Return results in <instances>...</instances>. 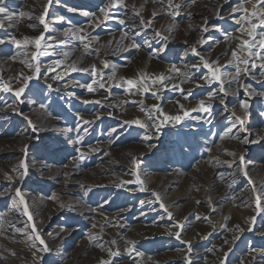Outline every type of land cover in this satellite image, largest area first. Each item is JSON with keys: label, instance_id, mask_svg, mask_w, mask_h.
<instances>
[{"label": "rangeland", "instance_id": "obj_1", "mask_svg": "<svg viewBox=\"0 0 264 264\" xmlns=\"http://www.w3.org/2000/svg\"><path fill=\"white\" fill-rule=\"evenodd\" d=\"M37 1L41 6L47 3V0H7L9 14L28 13L29 4ZM103 2L104 0H53L49 8L48 18L51 21L49 33L59 38L57 42L67 41V44L57 46L58 50L63 51L77 42L75 37L70 39L62 34V30L68 25L57 23L54 18L64 16L71 19L73 24L86 26L90 18L80 15L79 12H70L68 9L76 8L81 11L96 12L99 15L97 9ZM212 2L213 5H210ZM236 2L237 0H230V4H224L223 0H196L195 4L189 5L187 11L177 17L178 23L173 22L170 17H157L156 22L159 23V28L164 26L174 28L169 36L167 50L160 53L159 58L149 56V52L163 44V41L157 38L152 41V48L142 46L139 51L128 50L122 56L115 49L112 53L105 54L103 60L106 59L109 62V69L119 73L117 80L112 84L119 82L121 77L137 78L140 73L156 74L157 66L162 64L166 67L175 64L181 70L183 69L182 72L189 71L185 67L186 64L199 63L198 58L191 54L190 45L200 38L199 27L204 24V17H207L208 26L212 30L203 33L208 42L198 46V51L212 60L220 57V63L226 64L231 59V48L235 47V42L226 40L224 33L216 31L215 26L226 28L232 35H239V33L234 31L236 26L232 21L218 20L214 13L218 4L223 5L218 10L226 18L230 5L234 6ZM126 4L127 7L123 11L128 14L132 12L134 4L129 0H126ZM205 6L210 7V12L205 13ZM41 10L39 8L36 14H39ZM187 12L191 15H187ZM121 17L123 16L119 15L118 18ZM118 18L109 20L92 31L93 36L99 35L100 38L101 44L93 43L94 45L91 46L93 49H99V54L105 52L99 48L102 43L113 41L123 31H128L130 39L134 36L136 42L142 45L145 39H151L147 36L151 33V29L136 35L139 30L131 18L128 16L125 18L127 21L125 25H120ZM27 22L25 26L34 24L39 30L32 27L24 31L17 22L0 30V37L7 38L8 35H15L17 39L23 40L24 37L31 38L40 34L42 26L39 25L38 20H29L26 24ZM5 23L7 24V21ZM155 27L157 28V25ZM192 36L195 39H190ZM130 39L123 43H130ZM29 50H32V46H29ZM185 51H188L187 56L183 55ZM15 52V46L10 42L0 45V59L12 60L11 56ZM89 55L92 56V54ZM20 58L24 59L22 55L17 56V59ZM39 59L41 67L50 60H55L54 55ZM228 71L234 72V68L229 66ZM201 72L206 73V70L201 69ZM201 72L196 73L197 80ZM13 73L10 68H6L0 71V78L3 82L12 81V87L15 89L20 85L15 82L18 74L14 76ZM68 79L70 82L67 87L62 86L63 82H60V86L51 84V88H48L50 83L43 74L39 79L34 78L29 81L28 88L21 97L24 100V103L20 105V112L23 115L4 108L3 102L11 103L14 100V93L0 91V108H4L0 111V193H2L0 194V222L5 229L0 232V264H32L33 261L30 242L25 236L15 234L12 227L15 225V228H24L27 223V218L21 214V209L11 204L10 197L16 188H19L24 195L37 230L41 232L52 249L50 253H42L49 264H98L100 257L107 258L105 252L89 241L90 234L94 237H102L105 248L110 246L107 242L111 240H116L117 245L124 249L129 246L127 241H134L136 249H140L144 254L143 257L137 258L140 264H155V262L156 264H184L182 248L185 243L177 240L173 235H168L176 231L173 227L176 222L183 225L182 241H186L187 233L195 232L201 236L199 243L210 248L214 239H220L221 234L227 237L228 243L223 248L225 251L227 249L229 254L226 264H245L253 249L264 251V213L256 215L254 212L255 195L261 196L262 205H264V115H261L264 112V97L251 98L249 115L246 117V127L251 134L248 138L250 141L255 140L254 143L243 145L239 140L229 137L219 139V136L230 126L231 117L228 112L223 111V106L218 101L213 102L212 111L213 113L221 112V114L209 118L206 114L200 113L201 119L185 118L181 121L182 123H171L164 127L162 131L167 130L164 135L147 140L145 135H149V132L146 129L124 122L138 118L145 123L148 118L147 110L153 104H160L164 112L166 110L169 112L173 108L179 110L177 101L179 104H184L186 108L194 107L201 99L207 102L209 90L207 86L196 87L195 84L189 83L191 87L188 85L185 87V91L193 92L189 100H185L179 92L164 90L159 101L150 94H132L135 90H126V86H113L111 97L108 98L110 105L101 106V110L106 111L103 114L98 113V108L89 111L93 103L83 104L82 101H94L91 97L92 93L76 87L77 83H90L92 78L85 73H72ZM261 79L264 80V78ZM243 82L250 83L257 91L264 90L255 81ZM93 86L96 87V85ZM105 87L108 88L109 85L106 84ZM98 92H105V90ZM136 95L144 96L136 99ZM241 95L243 96L242 92ZM133 101L135 103H132ZM41 104L46 105L50 113L57 114L63 119L61 125L68 129L67 133L55 136L51 129L37 120L43 110L40 107ZM228 105L229 108L235 107L239 114L238 102L232 96L228 97ZM110 108L113 109L110 111ZM82 112L95 116L89 119L93 123L87 126V134L79 130L80 117L77 114ZM153 115H155L154 112ZM192 116H197V113H192ZM226 116L229 117L227 120ZM25 117L32 120L37 126V131L33 132ZM209 119L211 122H206ZM113 128L117 131L111 132ZM69 129L76 130L69 131ZM232 134H238L240 137L246 135L244 132H237L236 129H233ZM78 135H84L82 143L76 142ZM149 143L155 147L148 150V153L144 146H148ZM178 145L183 146L182 151L178 150ZM25 148L27 157H25ZM208 148H211V152L207 151ZM227 151L235 152L237 155L243 154L247 177L235 165L228 168L224 164L215 162L214 158H219L221 161L233 160V157L226 154ZM80 152L85 153L83 160L79 159ZM25 158L29 162L28 175L22 180L9 181L7 177H16L17 173L14 169H17ZM134 158L139 159V169H134L132 164ZM77 167L80 171L74 173ZM57 170H61V178L68 181L65 185L56 183V179L52 178L51 173ZM133 171H139L146 191H140V186L135 183L129 184L128 189L125 190L110 187L113 184L135 180ZM221 173L224 174L223 179L220 178ZM156 182L162 184L163 191L159 195L161 201L168 205L167 208L170 207L168 210L173 214L171 220L160 208V202L154 201L153 207L147 208L150 202L147 198L153 192L151 187ZM69 187L82 188V190L69 191ZM87 189L91 190L88 191L87 196H84L83 193ZM51 196H56V199H50ZM209 197H211L210 200ZM40 201L46 206L41 207V210L38 209L42 205L39 204ZM47 203H49L48 206ZM61 204L65 207L61 208ZM85 209L88 211H84ZM109 214H121L119 216L121 218L117 222H104L105 216ZM253 215H256V221L251 226L252 230L249 231V218ZM112 224H117L119 227H113ZM236 225L245 230L239 232L236 230ZM217 228L221 229V232ZM118 231L119 234L121 233L120 236L115 235ZM159 231L161 234L158 233ZM166 231L170 232L166 234ZM140 232L144 237L142 235L137 237L141 234ZM149 233L159 235L154 236ZM206 233L211 235L210 240L203 238L208 236ZM234 237L238 238L234 239ZM117 245H112L113 249ZM19 249L25 250V253L22 254ZM211 254L213 253L208 251L202 257L193 258V264H209L213 261ZM126 260L128 261L129 258L124 255L121 262ZM262 260L256 264H264V258ZM216 262L213 261L211 264H220L219 261Z\"/></svg>", "mask_w": 264, "mask_h": 264}, {"label": "snow or ice", "instance_id": "obj_2", "mask_svg": "<svg viewBox=\"0 0 264 264\" xmlns=\"http://www.w3.org/2000/svg\"><path fill=\"white\" fill-rule=\"evenodd\" d=\"M148 0H144V4L140 6L139 10H136V6L133 5V13L131 19L136 23L137 29L139 31L136 32V35L141 34L148 29H151L153 32V38L159 39L163 41L161 47L154 49V51L149 52L150 57L159 58L160 53L164 52L168 48L169 35L164 34L160 30H157L153 27V24L158 16L165 15L171 18L173 22H177V17H180L182 13L186 12L189 5L195 4L196 0H152L154 5L151 17L145 18L143 15V11L145 10L144 5L147 4ZM224 4H230V0H223ZM53 0H47V3L41 6V11L39 14L34 13H24V12H12L9 14V9L7 7V0H0V30L6 29L7 26L15 24L18 22L20 18L26 17L28 20L36 19L39 22V25L42 26V31L39 35L35 37H24L23 40L17 39L15 35H8L7 38L0 37V45H4L6 43H11L15 46L16 52L11 56L12 60H16L17 56H23L24 59H21V63H25L27 61V67L32 71L33 74L25 75L24 73L18 74L15 78V82L19 83L18 88L12 87V81L3 82L2 78H0V91L5 93H14V100L9 102H3L4 108L11 109L13 112L23 115L20 112V105L24 103V100L21 99L23 96L25 89L28 88L29 81H32L34 78H40V57L44 56H53L56 55L55 48L59 45L67 44V41H59L53 43L55 41V37L48 35L50 31V23L49 20V8L52 6ZM127 7L126 0H104L102 6H99L96 12L90 11H81L76 8H69L68 11L77 13L84 17H88L89 22L86 26H81L78 24H73L71 19L67 17H55L54 20L57 23L68 25L67 28L62 30V34L67 35L70 39L75 37L78 42V45H82L85 54L99 55V49H93L91 45L93 43L99 44V35L93 36L92 31L96 28L101 27L107 21L112 20L114 18L119 17V13ZM223 5L218 4L217 10L215 11V15L218 20L227 19L232 21L236 26L234 31L239 33V35H232L228 32L226 28L221 26H215L216 31H221L225 35L226 40H231L235 42V47L231 48V59L226 64L220 63V57L215 60L205 57L198 51V46H203L208 42L203 33H207L212 29L209 28L207 23V17H204V24L199 27V31L201 32V36L196 42L190 45V52L193 56L197 57L199 63L185 65L189 71H181L175 64H173L168 70L169 73H175L181 77L180 82L173 83L175 77L172 75H166L165 73L152 74L149 75L147 73H140L137 78H124L121 77L119 82L112 84L113 81L117 80L116 71L113 69L111 74L105 79V69H109V62L105 59L101 62V67L98 68L96 64H92L90 67H82L79 65L77 61H72L68 63L69 60V52H62L61 55L63 59H56L52 62V65L46 68L47 73L55 72L56 74L50 76L49 78L55 81L63 82L62 86L67 87L70 82L68 77L71 76L72 73H85L92 78L90 83H77L76 87H80L85 89L88 93L95 94L99 90H105L106 93L111 94V87H125L126 90L134 89L135 92L132 94H150L154 99L159 101L161 99V92L163 90L179 92L185 100H189L190 97L193 96L192 90H187L183 88L185 83H193L196 87H204L205 85L209 89L207 92L208 100L207 102L203 99L199 100L198 103L191 108H186L184 104H179V112L180 114L169 115L164 112V109L160 106V104H153L148 111V123L142 122L140 119L136 118L132 121H125L126 124H136L139 125L140 128L146 129L151 135H145V139L151 140L153 137L158 138L162 132V129L166 127L168 124H179L185 118L191 119H201L199 116L200 113L206 114L209 118H213L215 115L221 114V112L213 113L212 109L214 107L213 102L218 101L220 105L223 106V111L229 113L231 117L230 126L226 128L222 135L219 136V139L223 140L225 137H229L230 139L239 140V142L243 145H247L249 143L256 142L255 140H249L248 129L246 127V117L249 115V107L250 100L255 96L264 97V90L257 91L252 88L250 83H244L245 80L255 81L257 84H260L262 89H264V0H237L234 6L230 5L229 14L225 18L221 15L218 9L222 8ZM187 15H191L190 12H187ZM7 21V24L5 23ZM118 23L120 25H125L127 21L124 18H118ZM37 25L30 24L29 27L35 28ZM91 30V31H90ZM168 32L174 31L173 27H169L167 29ZM47 37V38H46ZM130 39V33L128 31H123L121 33V41L118 45L117 50L120 48L126 47L128 50L135 49L139 51L142 46H147L148 48H152V39H145L143 41V45L137 43L134 36L131 37L130 43L128 45H124L123 41ZM110 43V42H109ZM29 46H32V50H29ZM184 56L188 55V51L183 53ZM229 66L234 68V72L228 71ZM195 69V71H191ZM201 69L206 70V73L201 72ZM201 72L199 76V80L196 78V73ZM99 78V79H98ZM108 84L109 87L106 88L105 85ZM93 85H96L94 87ZM227 85V86H226ZM215 86V88H213ZM52 85L49 84L48 88H51ZM153 87L156 88L153 91ZM243 93V96L241 95ZM73 95H75L73 93ZM232 96L237 102L239 107V114L235 107L229 108L228 105V97ZM83 104H100L101 101L96 100H83ZM132 103H135L134 101ZM143 103L142 101L140 102ZM41 108L47 110V106L44 104L40 105ZM4 108H0V111L4 110ZM142 111H145L144 108H141ZM153 112L155 115H153ZM192 113H197V116H192ZM51 115L50 112L47 113ZM264 115V112L261 113ZM59 118V117H57ZM99 118V117H97ZM229 117L226 116L227 120ZM28 125L31 127L33 132L37 131V126L33 124L31 119L25 117ZM208 123L211 122V119L206 121ZM93 121L85 120L82 117L80 118V128L79 130L87 134L88 128L83 127L84 125H90ZM233 129H236L237 132H244L246 135L244 137H240L238 134H232ZM76 129H69V131H75ZM115 128L111 129V132H116ZM231 134V135H230ZM84 141V135H78L76 137L77 143H82ZM149 148L155 147V145L149 143ZM178 150L182 151L183 146L178 145ZM95 151V149H91ZM208 152H211V148L207 149ZM25 157H27V149H24ZM226 154L228 156L233 157V160H219V158H214L216 163L224 164L228 168H232L233 165L238 168L241 173L247 177L248 172L244 167V156L243 154L237 155V153L232 151H227ZM85 158V153L80 152L79 159L83 160ZM132 164L134 169H139V159L134 158L132 160ZM29 170V162L25 158L21 161L19 167L14 169L17 173L16 177L8 176V180L14 182L15 179H23L28 175ZM132 175L135 176V180L124 181L123 184H137L139 185L140 191H146L144 186V181L140 178L139 171H133ZM220 178H224V174H219ZM91 189L85 190L83 193L84 196H87L88 191ZM253 191L255 192V186L253 185ZM2 194V193H0ZM155 200L160 202V208L167 213L168 218L173 219V214L168 211L167 206L161 201V197L159 193H153ZM50 199H56L55 196L49 197ZM211 197H209V200ZM11 204L13 207H19L21 209V214L26 216L27 223H25L24 228H15V225H12L14 228L15 234L23 235L30 242L29 247L32 251L33 261L32 264H49V262L45 261V257L43 254L50 253L52 249L49 247L48 243L45 241L41 232L37 230L36 223L33 221V216L29 211L28 202L26 201L24 195L21 193L19 188H16L14 194L10 197ZM255 207L254 212L256 215H260L264 213V205H262L261 196L259 194L255 195ZM143 203V201H141ZM200 203V201H197ZM61 207H65V205L61 204ZM213 211L215 209L213 208ZM256 215H253L249 218V228L248 230H252V225L255 224ZM30 223V228H29ZM113 227H119L117 224H112ZM95 227V225H93ZM177 231L170 232L169 235L175 236L177 240H181L182 243L187 245V253L188 255L185 257L184 264H193V260L191 259L192 253V243L191 241H182L181 231L183 229V225L179 222H176L173 225ZM227 228V225H225ZM24 229H28L25 231ZM4 225L0 222V232L4 231ZM236 230L239 232H243L245 229L241 228L239 225H236ZM50 235V233L48 234ZM59 235V234H57ZM205 239L207 237H204ZM238 237H234L237 239ZM89 241L93 242L97 248L106 253V257H100L98 260V264H121V261L126 255L129 259L133 261V264H140L137 260L138 257H143V253L138 251L135 247L134 241H127L126 243L129 245L123 251L117 245L116 240H111L109 243V247L105 248L102 237H94L91 234L88 236ZM225 243H228L225 241ZM112 245H117L115 249H113ZM231 250V249H230ZM207 251L211 252L213 249L209 248ZM253 251H256L253 249ZM15 255V253H13ZM227 260V253H225L224 257L220 260V264H225Z\"/></svg>", "mask_w": 264, "mask_h": 264}, {"label": "bare ground", "instance_id": "obj_3", "mask_svg": "<svg viewBox=\"0 0 264 264\" xmlns=\"http://www.w3.org/2000/svg\"><path fill=\"white\" fill-rule=\"evenodd\" d=\"M132 4H134L135 6H136V10H139L140 9V6L142 5V4H144V0H129ZM178 2H179V0H178ZM210 5H213V2L210 4ZM144 7H145V10L143 11V15L145 16V18H150L151 17V12H152V9H153V7H154V5H153V3H152V0H148V2H147V4H145L144 5ZM206 7V6H205ZM39 8H41V5L39 4V2L37 1L36 3H32L31 2V4H29V12L28 13H34V14H36V12L38 11V9ZM203 8V7H202ZM204 10H205V13H208V12H210V7H206V8H204ZM132 13H133V10H132V12H129L128 14H127V12H125V11H121L120 13H119V15H122L123 17H121V18H126L127 16L129 17V18H131V16H132ZM161 16H165V15H161ZM159 17V16H158ZM165 17H168V16H165ZM21 20H18V22H19V24H20V26H21V28L25 31V30H28V29H30V28H32V27H29V26H25V22H29V20L25 17V18H20ZM33 20V19H32ZM157 20V19H156ZM156 20H155V22H154V27L157 25V30H160L161 32H163L164 34H167V35H169V36H171V34H172V32H168L167 31V29L168 28H166L165 26L164 27H162V28H159L158 26H160V25H158L159 23H157L156 22ZM28 22L26 23V24H28ZM166 23V22H165ZM156 24V25H155ZM162 26V25H161ZM168 27V26H167ZM34 29H38L39 30V28H37V27H35ZM41 31H42V29L40 30V33H41ZM143 34V33H142ZM191 34H193L194 35V33H191ZM39 35V34H38ZM48 35H51V36H54L55 37V41H53V43H56L57 41H58V37L56 36V35H52L51 33H48ZM119 35V34H118ZM116 36V38L113 40V41H111L110 43H109V41H108V43H102V45H101V47H99V48H101L102 50H105V52H102L101 54H99V55H97V56H91V55H89V54H85V51H84V49H83V47H82V45H78V42H77V40H76V42L77 43H73L72 44V46H70V47H68L67 49H65V50H63V51H60V50H58L59 48H55V53H56V55H54V58H55V60L56 59H63V57H62V55H61V53L62 52H69V56H70V58H69V60L67 61L68 63H71L72 61H77L78 63H79V65L80 66H82V67H90L92 64H96L97 65V67L98 68H100L101 67V61H103V59H104V56H105V54H109V53H112L113 51H114V49L115 50H117L116 48L118 47V45L120 44L119 42H120V40H121V34L119 35V36ZM148 37H150L151 39H152V41L154 40V38H153V32L151 31V33H149L148 35H147ZM47 38V37H46ZM105 39V38H104ZM190 39H195V37L194 36H192V37H190ZM125 41H129V40H125ZM155 41V40H154ZM99 44H101V42L99 43ZM125 46L126 45H128L129 44V42L128 43H123ZM94 45V44H93ZM92 46V45H91ZM120 54V56H122V55H125L127 52H128V49L126 48V47H123V48H120V50H117ZM116 53V52H115ZM115 55H117V54H115ZM3 58V57H2ZM44 58H45V56H44ZM5 59V58H4ZM4 59H0V71H3L4 69H6V68H10L11 70H12V72H14L13 73V75L15 76V75H17V74H20V73H24L25 75H31V74H33L32 73V71L26 66L27 65V61L25 62V63H21L20 62V60H21V58L20 59H17V60H9V59H6V60H4ZM23 59V58H22ZM48 60V59H47ZM54 60H50L44 67H41V69H40V75H42L43 74V76H44V78L50 83V84H53V85H59V84H61L59 81H55V80H52V79H50L49 77L50 76H53V75H55L56 73L55 72H51V73H47L46 72V68H48V67H50L51 65H52V62H53ZM44 63V62H43ZM170 69V66H168V67H166V66H164L163 64L161 65V66H157V68H156V70L155 71H157L156 72V74H159V73H165L166 75H172V76H174L175 77V79L173 80V83H179L180 82V79H181V77L180 76H178L177 74L176 75H174L173 73H169V70ZM185 69V68H184ZM183 70V69H182ZM181 70V71H182ZM104 72H105V78H107L110 74H111V70L110 69H105L104 70ZM116 75H117V77H118V75H119V73H116ZM120 77V76H119ZM15 78V77H14ZM191 84V83H190ZM189 83L187 84V83H185L184 85H183V88L185 89V87H187V85L188 86H190L191 87V85H190ZM60 86V85H59ZM154 90H156V88L155 87H153V91ZM162 92H165L164 90L162 91ZM161 92V93H162ZM111 94H108V93H106V92H97V93H95V94H92L91 95V97L93 98V100L94 101H96V100H99V101H101V103L100 104H95V103H93L90 107H89V111H92V109L93 108H98V113H106V111H102L101 110V106H105V107H108L109 105H110V102L108 101V98L109 97H111L110 96ZM137 96V95H136ZM142 96H144V95H139V96H137V97H135L136 99H141V98H143ZM134 98V99H135ZM111 109H113V108H110V111H111ZM83 110V109H82ZM107 110V109H106ZM54 111V110H53ZM48 112H50V110L49 109H47V110H45V109H43L42 111H41V113L38 115V117H37V120L38 121H40V123L41 124H43L44 126H46L48 129H51V131H53L54 132V135L55 136H60V135H62L63 133H67V131H68V129H66L65 127H63L61 124H62V122H63V119L59 116V115H54V114H52L51 113V115H48L47 113ZM179 112V110H178V108H173V109H171V111H167L166 110V112L165 113H167V114H169V115H174V114H180V113H178ZM108 113V112H107ZM62 115V114H61ZM77 116L78 117H82L83 119H87V120H89V119H91V118H93V117H95V116H93V115H90V114H87V113H78L77 114ZM57 117H59V118H57ZM91 121V120H90ZM145 123H148V118H147V120L145 121ZM182 123V122H181ZM171 124V123H170ZM180 125H182V124H180ZM42 126V125H41ZM88 125H84L83 127H87ZM172 126V125H171ZM176 126V125H175ZM178 126V125H177ZM169 127V126H168ZM166 129V128H165ZM167 130H165V132H166ZM164 131H162L161 132V134L159 135V137L161 136V135H164V133H165ZM149 135H151V133L149 132ZM153 138H155V137H153ZM144 148H145V150L146 151H148V150H151L152 148H149L148 146H144ZM145 151V152H146ZM148 153H149V151H148ZM137 154V153H136ZM135 154V155H136ZM142 154V153H141ZM130 156V155H129ZM74 167H76V164H74ZM58 169H60V168H58ZM12 170V169H11ZM75 170V172L74 173H77V172H79L80 171V168H75L74 169ZM11 172H13V171H11ZM61 170H57V171H54L53 172V174L51 173V175L53 176L52 178H54V179H56V183H59V184H63V185H65L68 181L67 180H65V179H63V178H61ZM61 178V179H60ZM1 179H3V178H1ZM67 179V178H66ZM17 180V179H16ZM19 181V180H18ZM110 182H112V181H110ZM108 183V182H107ZM109 184V183H108ZM122 184V183H121ZM121 184H117V185H110V187H112V188H116V189H118V190H125L126 188H127V186L129 185V184H123V186H120ZM154 184V183H153ZM164 184V183H163ZM149 186V185H148ZM99 187V186H98ZM146 187V186H145ZM150 187V186H149ZM101 188V187H100ZM82 190V188H77V187H69V191H72V190H74V191H76V190ZM93 189V188H92ZM128 189V188H127ZM151 189H152V193H150V195H149V197L147 198L150 202H149V206L147 207V208H152L153 206H152V204L154 203V201H156L155 200V197H154V195H153V193H161L162 191H163V189H162V184L160 185V183H158V182H156V184L154 185V186H152L151 187ZM150 189V190H151ZM106 190V189H105ZM227 190V189H226ZM229 190V189H228ZM222 194V193H221ZM56 197V196H55ZM57 197L59 198V196L57 195ZM52 201V200H51ZM58 202V201H57ZM56 202V203H57ZM65 202V201H64ZM38 203V202H37ZM39 204H42V205H40V207L38 208L39 210H41L42 208L41 207H46L45 206V204H43L42 203V201H40V203ZM171 204V203H170ZM49 205V203H47V206ZM53 205V204H52ZM73 205H75V204H73ZM38 205H36V207H37ZM57 206V205H56ZM59 206V205H58ZM168 206V205H167ZM173 206V205H172ZM61 207V206H60ZM41 208V209H40ZM62 208V207H61ZM168 208H170V207H168ZM35 209H37V208H35ZM175 209V208H174ZM58 210V209H57ZM56 210V211H57ZM60 210V209H59ZM84 211H88V209H85ZM169 211V210H168ZM36 212V211H35ZM40 213V212H39ZM118 213H120V212H118ZM57 214V213H56ZM38 216V215H37ZM119 216H121V214H109V215H107V216H105V219H104V222H108V221H119V219L121 218H119ZM187 216V215H186ZM15 217V216H14ZM11 218H13V217H11ZM177 218V217H176ZM187 219H188V216L186 217ZM182 223V222H181ZM184 223V222H183ZM230 224V223H229ZM232 224V223H231ZM98 225V224H97ZM102 225V224H101ZM173 225V224H172ZM99 228V227H98ZM101 228V227H100ZM170 228V227H169ZM172 228V227H171ZM217 230L219 231V232H221V229H219V228H217ZM151 231V230H150ZM176 231H177V229H176ZM149 232V231H148ZM167 232V231H166ZM170 232V231H169ZM169 232H167L166 234H168ZM181 232H184V229H182V231ZM141 233V232H140ZM159 234H161V232L159 231L158 232ZM156 234V233H149L150 235H159V234ZM174 233V232H173ZM121 234V233H120ZM120 234H119V231L115 234L116 236H120ZM149 234H145V236H150ZM165 234V233H164ZM165 234V235H166ZM207 234V233H206ZM211 234V233H210ZM144 237V235H143V233H141V234H139L137 237L139 238V237H142V236ZM169 235V234H168ZM208 235V234H207ZM213 235V234H212ZM219 235V234H218ZM186 237H185V240L186 241H191V243H192V253H191V259H193V258H199V257H202L203 256V254L206 252H208L207 251V249H209V248H206V245L204 246V245H202V243H199V242H201V241H199V239H200V235H198L197 233H195V232H189V233H187V235H185ZM210 236L211 235H208L207 236V238L205 239V240H210ZM104 237V236H103ZM150 237H152V236H150ZM204 238V237H203ZM114 239V238H113ZM156 240V239H155ZM154 240V241H155ZM161 240V239H160ZM228 238L226 237H224L223 236V234H221L220 235V239H214V241H213V243H212V247H210L211 249H213V251H211V253H213V254H211V259L213 260V261H219L220 262V260L224 257V255H225V253H227V257H229V254H228V251H227V249H226V251H225V249H223L224 247H225V241H227L228 242ZM146 241V240H145ZM153 242V241H152ZM91 243V242H90ZM118 243H120V242H118ZM140 246V245H139ZM211 246V245H210ZM16 247H19V246H16ZM121 248V250H123L124 248L123 247H120ZM21 249V248H20ZM19 249V250H20ZM17 250V249H16ZM264 250V249H263ZM21 252H22V254L23 253H25V250H20ZM138 251H140V249L138 250ZM141 252V251H140ZM223 252H224V255H223ZM182 253H183V255L182 256H184V257H186L187 255H188V253H187V245L185 244V246H183V248H182ZM217 254H218V256H217ZM223 255V256H222ZM13 256V255H12ZM15 257V256H14ZM180 257V256H179ZM181 258V257H180ZM264 258V251H261V250H256V251H253L251 254H250V257H249V259L246 261V263L245 264H256L257 262H259V261H261L262 259ZM201 260V259H200ZM158 261V260H157ZM212 261V262H213ZM263 261V260H262ZM73 262V261H72ZM145 262V261H144ZM212 262H210L209 264H211ZM226 262H227V260H226ZM226 262H225V264H226ZM1 263H3V262H1ZM70 263V262H69ZM166 263V262H165ZM216 263H218V262H216ZM260 263V262H259ZM121 264H133V261L131 260V259H129L128 261L126 260V261H124V262H121ZM151 264H154V263H151ZM155 264H156V262H155ZM162 264V263H161Z\"/></svg>", "mask_w": 264, "mask_h": 264}]
</instances>
